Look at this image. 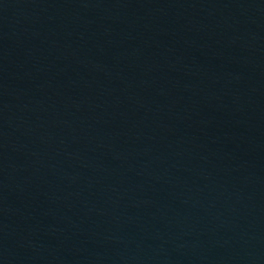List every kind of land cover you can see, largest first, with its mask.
Here are the masks:
<instances>
[{
	"label": "water",
	"instance_id": "1",
	"mask_svg": "<svg viewBox=\"0 0 264 264\" xmlns=\"http://www.w3.org/2000/svg\"><path fill=\"white\" fill-rule=\"evenodd\" d=\"M0 264H264V0H0Z\"/></svg>",
	"mask_w": 264,
	"mask_h": 264
}]
</instances>
